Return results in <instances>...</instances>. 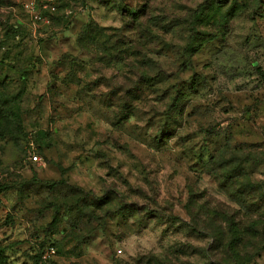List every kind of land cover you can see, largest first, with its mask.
Masks as SVG:
<instances>
[{"label":"rangeland","instance_id":"1","mask_svg":"<svg viewBox=\"0 0 264 264\" xmlns=\"http://www.w3.org/2000/svg\"><path fill=\"white\" fill-rule=\"evenodd\" d=\"M25 1L0 0L1 262L214 264L187 185L264 210V0ZM220 151L254 158L241 199Z\"/></svg>","mask_w":264,"mask_h":264},{"label":"trees","instance_id":"2","mask_svg":"<svg viewBox=\"0 0 264 264\" xmlns=\"http://www.w3.org/2000/svg\"><path fill=\"white\" fill-rule=\"evenodd\" d=\"M60 7L61 0H58L57 12L52 16L58 13ZM1 99L0 93V115ZM225 156L220 151L218 156L212 157L206 173L215 180L218 187L225 189L228 195L241 199L244 185H256L244 166L254 158L249 154L240 157L233 155L228 159ZM234 182L240 183L242 187L236 188ZM187 187L189 190L186 208L192 224L197 229L208 231L212 237V251H215V254L212 253V263L248 264L254 260L264 247V210L255 213L249 209L251 206L248 204L243 207H233L221 202L211 205L212 196L207 195L203 188H196L192 184ZM1 257L3 250L0 248ZM0 264H4L1 259Z\"/></svg>","mask_w":264,"mask_h":264},{"label":"built area","instance_id":"3","mask_svg":"<svg viewBox=\"0 0 264 264\" xmlns=\"http://www.w3.org/2000/svg\"><path fill=\"white\" fill-rule=\"evenodd\" d=\"M23 7L30 19L37 25H49L51 16L57 12L58 0H26ZM31 160H40L37 155L30 154ZM56 254V248L53 245L48 246L44 257H51Z\"/></svg>","mask_w":264,"mask_h":264}]
</instances>
